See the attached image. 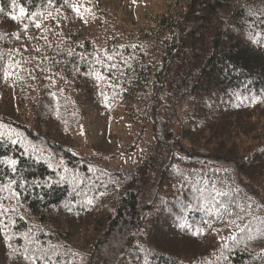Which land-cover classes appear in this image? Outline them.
I'll use <instances>...</instances> for the list:
<instances>
[{
    "label": "trees",
    "instance_id": "1",
    "mask_svg": "<svg viewBox=\"0 0 264 264\" xmlns=\"http://www.w3.org/2000/svg\"><path fill=\"white\" fill-rule=\"evenodd\" d=\"M69 2L0 0V264H264V0Z\"/></svg>",
    "mask_w": 264,
    "mask_h": 264
},
{
    "label": "snow or ice",
    "instance_id": "2",
    "mask_svg": "<svg viewBox=\"0 0 264 264\" xmlns=\"http://www.w3.org/2000/svg\"><path fill=\"white\" fill-rule=\"evenodd\" d=\"M48 2L51 4L54 2V0H48ZM64 4L71 8L72 11L76 12L78 15H81V6H77L76 4L74 3H70L69 0H63ZM11 3H12V6L14 9H17L18 8V15H12L11 16V19L15 20V19H18V18H23L27 15V12H26V9L21 6V3H20V0H11ZM85 11H88V9H84ZM0 11H2V9H0ZM59 11V10H58ZM37 13H32V16H36ZM25 29L28 27L27 25L24 26ZM36 27H40L39 24H36ZM109 59H111V57H109ZM10 75V73L8 71H5L4 72V77L5 79L8 78V76ZM9 163L11 164H15V161L12 160V161H9ZM226 195H229L228 193H224V192H220V191H215V196H226ZM215 199V197H213ZM89 203H91V201H89ZM205 223H208L207 221H205ZM184 225H181V227H183ZM209 227H211V225L209 224ZM204 229L201 228V227H197L194 231L191 232V235L193 236H201L204 234ZM262 236H264V233L261 234ZM260 237L258 236H249L248 239L249 240H253V239H258ZM25 259H28V257L26 256Z\"/></svg>",
    "mask_w": 264,
    "mask_h": 264
}]
</instances>
